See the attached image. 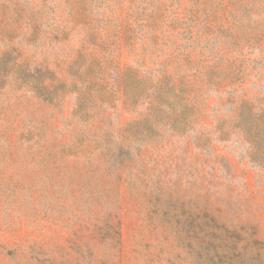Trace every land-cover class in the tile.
I'll return each instance as SVG.
<instances>
[{"label": "rangeland", "instance_id": "1", "mask_svg": "<svg viewBox=\"0 0 264 264\" xmlns=\"http://www.w3.org/2000/svg\"><path fill=\"white\" fill-rule=\"evenodd\" d=\"M262 112L264 0H0V264H264Z\"/></svg>", "mask_w": 264, "mask_h": 264}, {"label": "trees", "instance_id": "2", "mask_svg": "<svg viewBox=\"0 0 264 264\" xmlns=\"http://www.w3.org/2000/svg\"><path fill=\"white\" fill-rule=\"evenodd\" d=\"M262 116H264V112H262ZM249 140L252 142L253 146H255L257 149H259V147H257V146H259V143H258L257 141H255V140H251L250 138H249ZM253 154H254V153H253V150H252L251 159H252L253 161H258V162L261 163V164L264 162V156H261V157H260L259 154H254V155H253ZM263 165H264V164H263ZM254 240H255L256 243H259L258 240H256L255 238H254ZM249 246H250V244L247 243L246 247L248 248ZM239 254H240L241 256H243V258L246 259V262H248V263H249L250 261H253V259H260V258H261V261H264V256L261 255V254H259V253H255V252H254V254H250V256L247 255V254H244V252H243V253L239 252ZM231 257H235V256L233 255V253L230 255L229 259H230ZM221 259H224V258H221ZM261 263H262V262H261Z\"/></svg>", "mask_w": 264, "mask_h": 264}]
</instances>
